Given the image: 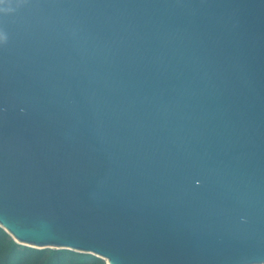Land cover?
Returning a JSON list of instances; mask_svg holds the SVG:
<instances>
[{
  "label": "water",
  "instance_id": "obj_1",
  "mask_svg": "<svg viewBox=\"0 0 264 264\" xmlns=\"http://www.w3.org/2000/svg\"><path fill=\"white\" fill-rule=\"evenodd\" d=\"M0 228L264 264V0H0Z\"/></svg>",
  "mask_w": 264,
  "mask_h": 264
},
{
  "label": "trees",
  "instance_id": "obj_2",
  "mask_svg": "<svg viewBox=\"0 0 264 264\" xmlns=\"http://www.w3.org/2000/svg\"><path fill=\"white\" fill-rule=\"evenodd\" d=\"M0 264H106L92 255L64 249H35L15 243L0 228Z\"/></svg>",
  "mask_w": 264,
  "mask_h": 264
}]
</instances>
